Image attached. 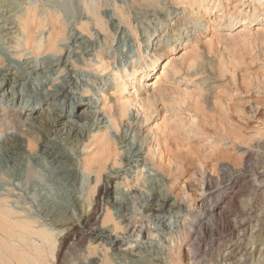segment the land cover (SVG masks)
<instances>
[{"label":"rangeland","instance_id":"1","mask_svg":"<svg viewBox=\"0 0 264 264\" xmlns=\"http://www.w3.org/2000/svg\"><path fill=\"white\" fill-rule=\"evenodd\" d=\"M132 1L0 0V62L5 60L8 65L6 69L1 71L0 78H3L5 73H7L8 79L16 73H21L24 77L28 76L26 77L28 83L34 79L37 73L42 72L43 67L48 65V58L51 55L49 52H44L50 34L48 23H46L47 26L39 38L43 42L41 46L43 52L40 55H36L33 54L34 52L32 50L30 51L25 48L26 34L22 30L21 19L26 16L28 10L35 9L44 19L59 18L63 22L66 40L64 39V42L61 43L62 55L69 59H64L63 65H66H62L61 70L59 69L54 77H64L69 73L75 77L76 81L82 83V87L76 93L79 99L75 101L72 99L68 100L65 106L66 110L64 109L65 113L68 114L70 112L69 106H72L73 111L74 109L75 111H80L82 108H85V104L90 98L97 103L95 112H99L103 107L114 105L116 96L112 91L113 87L111 85L114 82V73L123 66L129 68L133 60L137 57L138 48L143 52L146 51L148 43L153 38L160 39L166 34L165 36L168 39L175 30V28L172 29L169 31L170 34H168V23H170L171 19L178 20V18L186 14L183 5L174 6L170 3L168 4L166 0H160L162 4L157 10H149L137 5L136 2L140 0ZM251 1L244 0V3L240 4L241 9L245 10V12L250 11L253 6L251 5ZM221 2L226 4V1ZM236 2L237 0H231L229 4H235ZM89 5H94L97 8L98 13L106 22L111 34L110 38L113 48L109 51V56L112 60V66L106 69L105 72L100 66L89 67L90 63L97 62V59L95 60L97 56H91L89 53L93 54V51L97 50L100 44H105L104 36H102L101 32L99 34L100 30L87 11V6ZM210 6H213V4H210ZM118 9L124 10L123 12L126 13L125 19L119 17L120 15L117 13ZM213 11L208 16V21L210 19L213 20L218 15L216 13V11L218 12L216 7H214ZM195 16L201 18L202 14L200 13ZM189 18H192V15ZM208 21L205 22L208 25L207 30L203 27H200V29L192 28L193 24L190 19L187 21L189 22L187 28H191L186 31H176V33L174 31V34L181 33V36L179 38L178 36L171 38L176 43H173L174 46L172 47L175 48V45L178 47L180 42L181 45L183 43V47L179 45L177 51H170L166 55L161 52V61H164L170 54H177L181 57L186 50L208 53L209 47H211V50L212 48L214 49L217 57L221 54L226 57L230 56V54L231 56L233 55L232 58L235 60V63L231 69L235 70L234 77L208 81L209 85L214 84L218 86L210 90L212 94L207 98L214 100V97L219 96L226 99H233L234 102H239L244 105L247 111L251 110L253 112L248 117V124L246 123L247 128H249V135L254 136L256 131H261V135L264 136V26H256L251 29H245L244 31L241 28H237L230 31V34L223 32L220 35L214 30L212 21ZM84 22L88 23V33L86 32L87 38L82 35V40L80 39V33L81 31L83 34L85 33L82 29ZM187 31L190 32L191 47L181 39L186 36L185 33ZM164 32L165 34H163ZM135 33L137 34V40L134 36ZM89 35H91L90 38ZM221 36H224L225 39H221L224 38ZM199 39L200 42L197 43ZM184 46L186 47L184 48ZM230 57L228 58L231 59ZM27 62L28 64H26ZM166 63L167 60L164 64ZM162 71L163 69L160 70V73ZM185 73L186 71L183 70L182 73L173 77L172 81L167 84L171 85L170 97L174 91L172 89L173 87L175 91H178L179 89L176 88L179 87L181 90L178 92L180 93L185 92L184 90L186 88H189L188 90L194 93L201 87L199 83L201 76L192 79L190 81L191 83L185 81L183 83L181 80L187 75ZM145 74L146 71L138 75L143 77ZM229 76L231 75L229 74ZM161 84H158L159 87L163 86ZM157 86H146L142 81L137 85V89H133L130 93L124 92V96L126 97L132 98L136 92L141 98L150 97L152 102H154V106L150 112L152 114L151 119L148 122H144L143 126H141L144 131H152L150 132L152 138L150 135V143L142 148L139 139L138 141L136 140L137 138L133 127L126 129L123 124L124 127L117 134L112 131L110 132L111 136H117L114 139H119L117 147L120 153L123 154V157H127V160L118 169L120 174H117V179L112 180L115 184L120 183V188L109 197H99L98 189H94L92 192L88 189L89 182L81 166V181H79V185L77 184V190L71 193L69 186L60 184L59 180H57L56 165L51 160L46 159L41 153L38 154L40 147L35 150L38 155V157L34 158L36 160L25 157L27 160L24 159L16 163L5 161L3 162L4 164L2 163L0 165V198L7 199L8 207L15 214L18 211L20 212L19 215H17L18 213L16 214V218L28 222L31 221V223H34L33 226L36 229L48 230L53 237V242L50 244H44L39 238L35 239V244L41 247L39 250L42 253L40 255L36 254L32 264H41V262L42 264H88L85 260L88 248L86 250L85 247H88L86 245L89 244V241L88 239L82 241V236H87L94 224H91V227L82 229L83 234L82 236L80 235L82 240H79L80 237H75V239L73 237L71 240V238L67 237L69 234H72V231L63 229L57 223H53L52 220L55 221L54 216L56 210L61 207L64 211L68 210L69 216L71 217L72 215L75 219L89 216L93 213L92 211H94L98 202L101 204V201L102 204L110 208V211L116 219L115 225L118 223L119 226L114 227V223L109 222L107 224V231L110 235L112 233L113 237L115 235L116 239L119 238L121 240V246L112 248L111 251H105L107 247H103L98 243L101 241L103 244V241L106 242L109 238H101V240L94 239L93 242L95 245H99L100 248L97 246V250L100 249L98 251L101 252L103 249L102 254L107 252L108 257L114 264H264V223H261V217H256L259 211L261 213L264 212V203L262 200L264 198V148L257 147L259 141L264 145V137L261 136V140L259 139L260 137L256 138L249 145L239 146V149L233 148L230 144L226 146V144L218 143L217 137L215 138L214 129L212 126H209L210 124L206 120L204 121V116L209 119L213 118L214 113L210 111L213 107L212 105L203 104L202 112L196 115L191 111V102L183 104L180 108L173 106L172 102L166 98L154 96L153 88H157L156 90H158L159 88ZM9 87L10 85L5 89ZM188 90L187 92H190ZM25 91L27 90L25 89ZM85 91L89 93H84ZM1 93L0 108L6 107L15 109L14 111L24 112L34 107L41 108L42 111H47L51 107L50 104H46L45 102L40 103V101L37 102L36 100L35 102L37 103L32 104L30 102L28 107H25L27 103L23 102L21 105V100L18 103L16 101L12 103L8 98H3ZM20 94H22L21 87L17 89V97L23 98ZM35 94L36 92L30 94V98L36 99ZM70 95L72 96L73 94ZM130 110L131 115L133 113L137 115L138 107L133 105L130 107ZM140 111L144 112L141 109ZM45 116H48V112L45 113ZM104 116V122H109L108 115L105 114ZM139 117H142V115L140 114ZM178 119L179 121L181 120L179 126ZM199 121H203V124L208 128V131L210 130V133L207 132V135L204 134L203 136H201L202 134L196 136L192 133L194 125ZM76 124L77 128L84 133L103 128V125L99 126L97 120L92 117ZM28 125L29 121L26 119L24 129H27ZM40 125L37 123L36 127H40ZM175 125L178 127L176 128ZM61 127L63 128L62 125ZM61 127H58L56 132L53 131L48 134L42 133L43 141H41H46L51 147L53 146L52 148L58 151L68 152L71 155L77 156L78 153H83V146L79 145L68 132L62 131L63 129ZM178 128H182L179 130V133L175 130ZM9 133L16 132L11 130ZM192 136H196V138ZM186 137H192L194 140L189 138L188 142ZM197 137L201 139L198 140ZM192 140L193 143L196 142L198 145H191L190 141ZM6 149L7 142L4 136H1L0 154H4ZM199 149L207 155L216 154L220 157L222 156L221 162H219L220 164L214 159L215 156L210 157V159L207 158L206 160L200 159L195 154ZM139 150L142 151V154L138 158L136 154ZM146 150L155 152L153 162L148 159L146 160ZM245 150L251 151V159L247 161L248 163L246 162V164L242 165L241 162L237 161L236 163L231 158L237 153L236 151L242 153ZM176 161L181 162V169L177 172L178 163ZM127 164H129V167L132 164H140L142 166L134 168L132 170L134 172L124 173L128 169ZM167 169L175 171V175H170ZM235 181H238L237 186L239 187L235 189V194H237L240 203L238 211L242 209L246 215L241 218L240 213L231 208L229 215L235 224L233 225V230H228L226 226L220 222L218 223V221L212 222L213 219L211 217L209 219L207 217L205 221L207 223L206 228L203 227L202 229L198 227L195 223L200 217L204 216L206 210L215 207L214 202L216 201V197L223 190L225 191V185L227 186ZM132 185L133 189H130ZM229 190L226 192L231 191ZM156 197H171L175 206L168 207L169 209L166 208L162 212L154 213L150 210V201L151 198ZM113 201H117V204L113 203ZM246 205L249 206L245 209ZM251 208L253 211H251ZM209 221L210 223H208ZM115 228L118 229L116 230ZM71 241L74 244L81 245L80 247L83 246L84 249L83 247H77L76 244L74 246ZM82 243L87 244L82 245ZM69 244L71 245L70 247L67 246ZM61 249L63 256L59 255ZM82 255L84 256L82 257Z\"/></svg>","mask_w":264,"mask_h":264},{"label":"bare ground","instance_id":"2","mask_svg":"<svg viewBox=\"0 0 264 264\" xmlns=\"http://www.w3.org/2000/svg\"><path fill=\"white\" fill-rule=\"evenodd\" d=\"M166 1L168 4L170 3L174 6L183 5L186 10V14L178 18V20L171 19L170 23H168L167 25L168 32L174 28H175L174 30L175 33L176 31L179 32L180 30H185V31L188 30L189 28H191V27L187 28V25L189 24V22L187 21L190 19H191V23L193 24L192 28L200 29V27H203L204 29L207 30L208 25H206L205 22L208 21V16L212 12H214L213 11L214 7L218 9V12L216 11L218 15L213 20L210 19L209 21H212L214 30L216 31V33H219L220 35H222L223 32L229 33L230 31H233L237 28L238 29L241 28L242 31H244L245 29H251L256 26H264V0H252L251 1V5H253L252 9L247 12H245V10L241 9L240 7V4L244 3V0H237L235 4H229L231 0H166ZM221 1L223 2L226 1V4L222 3ZM136 4L145 9L157 10V8H159V6H161L162 3L160 0H140L139 2L137 1ZM210 4L211 5L213 4V6H210ZM87 11L93 18V21L95 22L97 28L100 30L99 34L101 32L102 36H104V39H105V44H102V45L100 44L99 48L93 51L94 52L93 54L89 53V55L91 56L92 55L97 56V58H95V60L97 59V62L94 61L95 63H90L89 67L100 66V68L105 72L106 69H109V67L112 66L111 65L112 60H111V57L109 56V51H111L113 48L111 45V42H112L110 38L111 34L108 30V26L106 22L100 16L97 8L94 5L87 6ZM123 11L124 10L118 9V12H117L120 15L119 17L121 19H125V16H126L125 15L126 13H124ZM203 12L205 13L203 14ZM200 13L202 14L201 18H198L197 16H195V15H199ZM191 15H192V18H189L191 17ZM46 23H48V26L50 28L49 30L50 34L48 36L47 42L45 41L46 45L44 48V52H49L51 55V56L48 55L50 56L48 58V65L43 67L42 72L37 73L34 79L32 81L30 80L28 83L26 79V77L28 76L24 77V75L21 73L19 74L16 73L14 74V76L10 77L9 79H8L7 73H5L4 75L2 74L4 77L0 78V93L5 91L4 93H1L3 98L4 97L8 98L10 102L12 101V103H15V101L18 103L20 100L22 102V103L20 102L21 105L23 104V102L27 103L25 107H28V104L30 102H32V104H35L38 101H40V103L45 102L46 104H50L51 107H50V110H47V111L45 110L42 111L41 108L34 107L31 110L27 109L26 111L21 112L17 110L14 111L15 109L13 110V109H9L6 107L3 108L1 106L2 108H0V138L1 136H4L5 141L7 142V149H6V152L4 151L5 152L4 154L2 153L0 154V165L5 161H8V162L12 161V163L14 162L16 163L21 160L23 161L25 157L36 160L34 158L38 157V155L35 152V150L39 149L40 147L38 154L41 153L43 156L46 157V159L51 160L56 165L55 171L58 177L57 180H59L60 184L62 183L65 186L66 185L69 186L71 188L70 190L71 193H74V191L77 190V184L79 185V181H81V175H80V166H81L82 169L85 171L87 180L89 182L88 189H90L91 192L94 191V189H98L99 197L101 196L109 197L117 189L120 188L121 184L120 183L115 184L113 183L112 180L117 179L116 176L119 173L118 169L123 165L124 161L127 160V157H123V154L120 153V150L117 147V145L119 144L118 143L119 139L118 140L114 139V137H117V136L116 135H114V137L111 136L110 132L112 131L117 134L121 130V128L124 126L126 127V129L133 127L135 130L136 138H137L136 140L138 141L139 139V142L142 148L143 146L145 145L147 146V144L150 143V135H151L150 132L152 131L151 130H149L150 132H148L147 130L144 131L141 126H143L144 122H148L149 119H151L152 114L150 112L152 111L154 102H152L150 97L141 98V96L139 94H136V92H135V96L132 98L124 96V92L130 93L133 89H137V85L140 84L142 81L146 86H150V87H155L158 84L162 83L161 85L163 86H160V87L159 85L157 86L159 88L158 90H156L157 88H153L154 96L166 98L172 102L173 106H178L180 108L183 104L187 102H191L190 104V108L192 109L191 111L196 115L202 112L203 104L212 105L213 107L210 109V111L214 113L213 118L209 119L206 116H204V121L206 120L210 124L209 126H212V128L214 129V133L216 135L215 138L217 137L218 143L220 142V143L226 144V146L230 144L233 148L239 149V146L249 145L250 142H252L253 140H256V138L260 137L259 139L261 140L262 137H264L263 135H261L262 134L261 131H256L254 136L249 135V132H248L249 128H247V124H248L247 120L250 114L253 112L251 110L247 111L244 105L240 104L239 102H234L233 99H226V98L219 97V96L214 97V100L207 98L209 97V95L211 96L212 94L210 90L215 89V87L218 86L214 84L209 85L208 81H212V80L214 81L216 79L234 77L233 75L235 73V70L231 69V67L234 66V63H235V60H233L232 58L233 55L231 56L230 54L231 57L228 56L231 59L224 56L223 54L221 55L217 54L218 55L217 57L214 49L212 48L211 50V47H209L210 49H208L209 50L208 53H203V52L201 53L200 51L192 52L190 50L189 51L186 50L184 55L181 57L178 56L177 54H170L164 59V61H161L162 56L160 57V55L162 53L166 55L167 53H170V51H177L179 45L183 47V43L181 45V42L178 45V47L176 45H175V48L172 47L174 46L173 43L175 42L171 38L176 37V36H178L179 38L181 36V33L174 34V31L171 33V36H169L168 39L165 36L166 35L165 32L163 33L165 35L162 36L160 39L153 38L152 41L148 43L147 50L144 52L140 48H138L137 57L133 60V63L130 65V67L128 68V67L123 66L121 69L117 70L114 73L113 75L114 82H112L113 84L111 83L113 87L112 91L114 92V95L116 96V101L114 102L115 103L114 105H109L108 107H105V108L103 107L102 109H100L99 112L98 111L95 112L94 110L96 109L97 103H95L94 100L90 98L85 104V108H82L80 111H77V110L75 111V109L73 111L72 106L68 105L70 107V112L66 114L64 109L67 104V101L70 99H72L73 101L79 99L76 93H77V90L82 87V83L80 81H76L75 77L69 73H67L64 77H59V78L54 77L57 71H59L61 66L64 64V59L66 58V56L63 57L62 55L63 50L61 48V43L64 42V39L66 40L65 30L63 28L64 27L63 22L59 18L44 19L42 16H40L35 11V9L28 10V13L26 14V16H24L21 19V27H22L23 32L26 34L25 48H27V50H30V51L32 50L34 52L33 54H36V55H40L43 52V50L41 49L43 42L40 41L39 38L47 26ZM82 26L81 27L83 31L85 32L84 34L86 35H84L83 32L81 31L80 33L81 38L79 37L80 39H82L83 36H86L87 38V33H88L87 32L88 23L84 22ZM189 33L190 32L187 31L185 33L186 36L182 37L181 39L184 41V43L189 44V47H191L192 41L190 40ZM168 34H170V32ZM90 36L91 35H89V38ZM134 36L137 40L136 33ZM221 37H224V36H221ZM221 39H225V37ZM199 42H200V39L199 41H197V43ZM186 46H184V48ZM89 52H92V51H89ZM68 59L66 58V60ZM166 60H167V63L164 64ZM28 62L26 64H28ZM7 67L8 65L6 64V61L2 60L0 62V73L3 69H6ZM161 69H163L162 73H160ZM183 70L186 71L187 75L184 78H182L181 80L182 82L185 81V82L191 83L190 81L192 79H194L195 77L201 76L199 83L201 84L202 88L199 87L198 91H196L197 93L194 92L196 93L194 94V93H191L192 91L188 90L189 88L188 89L186 88L184 90L185 92L180 93L178 92L179 90H181L179 87L176 88V89H179L178 91H175L173 87L172 89L174 91L171 89L173 92L171 91L172 94L170 97L169 95H170L171 85H167V84H169L172 81L173 77H176L178 74L182 73ZM144 71H146V74L143 77H140L138 74ZM229 74L231 76H229ZM9 85L10 87L8 89H5ZM20 87H21V92H22V94L20 95L23 96V98L21 97L22 99L19 98V96L17 97V89ZM25 89L27 91H25ZM187 90L190 92H187ZM34 92H36L35 94L36 99H31L30 94H33ZM84 93H89V92L85 91ZM70 94H73V95L71 96ZM61 99L62 101H60ZM35 100L37 102H35ZM133 105L138 107L137 115H135V113L131 115L130 113L131 112L130 107ZM140 109L143 110L144 112L140 111ZM47 112H48V116H45V113ZM105 114L108 115L109 122H104ZM140 114L142 115V117H139ZM89 117L95 118L97 120V124H99V126L103 125V128L96 129L95 131L90 130L88 133H84L80 131L77 128L76 123L83 121L85 119H88ZM26 119L27 121H29V125L27 126V129H24L25 127L24 123ZM180 121L178 122V126H179ZM175 122L177 123V121ZM37 123H39V125L41 124L40 127H36ZM61 125L63 126V128L61 127ZM178 126H176V128ZM58 127H61L63 129L62 131H66L70 135H72V138H74V140L79 145L83 146V153L80 152L78 153L77 156L71 155L68 152L58 151L52 148L53 146L51 147V145L47 144L46 141L42 142L43 141L42 136H41L42 133L48 134L53 131L56 132ZM186 128H188V126ZM181 129L178 128L175 130L178 131L179 133V130ZM11 130L12 131L14 130L16 133H9ZM209 131H208V128L203 124V121L202 122L199 121L198 123H196L192 129V133L195 134L196 136L201 135V134H202L201 136H203L204 134L207 135V132L210 133ZM189 135H190V132H189ZM196 136H192V137L196 138ZM192 137H189V138L191 139ZM151 138H152V135H151ZM189 138L186 137L187 140ZM200 139L198 138V140ZM193 140L190 141V144L191 145L195 144L194 146L198 145L196 142L193 143ZM258 144H259L257 146L258 148H264V145L262 142L259 141ZM200 149L198 150V152H195V154H197L200 159L206 160L207 158L210 159V157L215 156L214 159L218 163L221 162L222 156L220 157L219 155H216V154L207 155L205 152H202ZM146 151H147L146 160L148 159L149 161L153 162V159L155 157V154H154L155 152H153L152 150H146ZM236 152L237 153H235L234 156L231 157L236 163L238 161V162H241L242 165H244L246 164L248 160L251 159L250 150H245V152H242V153H238V151ZM141 154H142V151L139 150V152L136 154V157L139 158ZM224 157H225V154H224ZM222 159L224 160V158ZM177 163H178V167L176 169V172L179 171V169H181L180 168L181 162L179 161ZM129 164H127V166ZM141 166L142 165L140 164H134V165L132 164L130 165V167L128 166V169H126L124 173L130 172L134 168H139ZM167 172H169L170 175L171 174L175 175V171H172V169H169ZM237 185H238V181L232 182L228 184L227 186L225 185L224 187L225 191L223 190L222 193H220L216 197V201L214 202L215 207L213 209L206 210L204 213V216L200 217L197 220V222L196 223L194 222V223L202 229L203 227L206 228L207 223L205 221L207 217L208 219L209 217H211L213 219L212 222L218 221V223L220 222L224 226H226L228 230H233V225L235 224L232 222L231 217L229 215L231 208L239 212L241 218H243L246 215L245 212L241 208L240 209L242 210V212H240L241 210L238 211L240 207V203H239L237 194H235V189L238 187ZM130 189H133V185H132V188L130 187ZM228 189H230L231 191L229 190L230 192H226ZM6 200L3 198H0V264H32L33 261L35 260L34 257L36 256V254L40 255L42 253L39 250L41 247L35 244V239L39 238L40 240L43 241L44 244H50L53 242L52 234L48 230H45V229H36L33 226L34 223H31V221L28 222V221L16 218V214L18 213L17 215H19L20 212L16 211L17 213L15 214V212H13L8 207ZM262 200L264 203V198ZM172 201L173 200L171 199V197L151 198V201H150L151 209L150 210L153 211L154 213L162 212L168 207L175 206V204ZM113 203L117 204V201H113ZM78 204H80V202H78ZM103 205L104 204H102V201H101V204L100 202H98V204L95 206L94 211H92L93 212L92 214H90L89 216H84L80 219L73 218L71 214H70L71 215L70 217L68 214V210L64 211L62 207L57 208L56 214L54 216L55 221L52 220L53 223H57L58 225L63 227V229L65 228L69 231H72V234H69L67 237V238H71V240L73 239V237L75 239V237L79 238L80 235L82 236L83 234L82 229L91 227L92 226L91 224H94V226H92V228L89 230L87 236L86 235L82 236L83 240L81 239V237L79 238V240H82V241H85L87 239L89 241L88 242L89 244L86 245L88 247H85L86 250L88 248L87 250L88 252L86 251L87 256L85 258L88 264H114L112 263V260L108 257L107 252L105 254H102L103 249L100 252L98 251L100 249L97 250V248L99 247V245L103 247L106 246L107 249L105 248V251L106 250L111 251L112 248H117L121 246V243H120L121 240L119 238L116 239L115 235L113 237L112 233H111L112 235L111 236L110 233H108L107 231L108 229L107 224H109V222H113L114 227L116 226L119 227V226H118V223L117 225H115L116 219L114 217V214L110 211V208L106 207L105 205L103 207ZM247 206L249 205H246L245 209L247 208ZM251 211H253L252 208H251ZM256 217H259V218L261 217V223H264V212L261 213L259 211V214ZM99 222H101L100 225H99ZM208 223H210V221ZM115 229L117 230L118 228H115ZM101 238H109V240L106 242L103 241V244L100 241L101 243L99 242L98 243L99 245L97 243H96L97 245H95L93 240L94 239L101 240ZM72 244H74V242ZM75 244L77 245V243ZM84 244H87V243H84ZM84 244L82 243V245ZM92 245H95V246H92ZM67 246L70 247L71 245L69 244ZM80 246L77 245V247H80ZM61 253H62V249L59 255L63 256V254ZM83 256L84 255H82V257Z\"/></svg>","mask_w":264,"mask_h":264}]
</instances>
